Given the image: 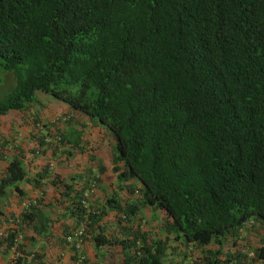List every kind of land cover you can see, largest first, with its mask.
<instances>
[{
	"label": "trees",
	"instance_id": "trees-1",
	"mask_svg": "<svg viewBox=\"0 0 264 264\" xmlns=\"http://www.w3.org/2000/svg\"><path fill=\"white\" fill-rule=\"evenodd\" d=\"M0 68L14 78L0 117L29 115L52 97L115 139L120 182L106 203L118 225L102 222L104 205L94 211L96 253L83 264H244L234 248L249 219L252 263L264 264V0H0ZM31 120L0 127V222L9 196L19 203L27 184L49 176L46 166L32 175L22 142L10 147L25 125H45ZM81 131L63 144L83 150ZM52 184L61 187L55 216L44 202L21 214L17 264L62 260L83 216L84 187L61 176ZM141 207L154 226L136 222ZM16 233L0 237V260Z\"/></svg>",
	"mask_w": 264,
	"mask_h": 264
},
{
	"label": "clouds",
	"instance_id": "clouds-1",
	"mask_svg": "<svg viewBox=\"0 0 264 264\" xmlns=\"http://www.w3.org/2000/svg\"><path fill=\"white\" fill-rule=\"evenodd\" d=\"M60 102H62V101H60ZM63 103L68 106L67 103H65V102H63ZM38 114L40 115V111H38ZM74 114H78V113H72L70 111L69 106H68V112H63L62 114H55L54 116L51 117L49 123L44 121L42 116L40 115L41 118H42L41 123H43L45 125L42 126V124H39L38 127L34 128V124L31 122L33 127L31 128V131H29V132L32 134V136H34L36 138V139H33L32 137L29 136V138H32L30 140L32 142L31 146H28V147L25 146V143L23 142V138L26 139V137H25V133H23V132L19 134L20 135L19 139L16 142H14L13 144H11V146H10L11 148H13V146L17 145L18 141L22 142L24 144V146H25V149H26V151H25L26 158H27L28 155H32L34 157L40 156L42 158V160H43V162L40 164V166L41 167H43V166L47 167V171H48L49 176H47V177H45L43 179L42 187H40V188L36 187L35 189L33 188V191L27 197H23L19 201V203H16L17 202L16 201L17 197H15L14 194L13 195L10 194V195H12V196H9L8 200H10V201L7 200V201L3 202L2 208L4 209L5 214L2 215V216H5V217H3L4 219L1 220L0 226L5 221V222H7V225H6L7 234H8V230L10 228L13 229V230L18 231V233H16V239H15L14 245L12 246L10 251L7 253V256L5 258H3L2 260H0V264H3L4 262L9 261L11 259V253L14 250L18 254V258H17L16 262L14 263V264H17V262L19 260V257H20V253L18 252V248L22 244L25 245L27 243L26 240H25V234L22 231H20L19 228H18L19 227V223H20V219H21V214L24 211H26L27 209H29V208H31L33 206H38L41 202H44L43 206H49V207H50V204H54L55 202H57L58 198L57 199L55 198V200L53 202L49 201V198H48L47 193H46V186L48 184H52V182L54 180H56V178H59V176H61V179L66 181V183L70 182V183H72L73 186L76 185L73 188H82V187H84L83 188V193H82L83 196H82V199H81V205L84 208V211H83V214H82L83 216L79 220H78V218L76 220L73 218L74 224H73L72 228L69 230V232L65 236V239H66V242H67V246H68V250L66 251V253H68V258H70L71 254H73L74 256L77 257V254L73 250V248L71 246V243H69L67 241V236L71 232H73L77 227H79L81 225V223H84V225H85L84 244H83V250H82L83 251V255H84L83 261L85 260L86 256L88 255V252L86 251L87 242L90 240V239H88V227H89V224L91 223V218L90 217L94 213L95 210L97 211L98 209L102 208L103 205H104L105 206V210H106V212H105L106 215H107V213L109 211L115 212V219H114L115 223L114 224H110V222H107V224H106L108 230H112V228L114 229L118 225V220L116 219V214L118 212L110 210V207H108V204L106 203V201L102 202L101 207H99L98 209H96L95 206L93 205V198L96 196L97 192L101 188V187H99V181L101 180V177H100V174H97L95 172L96 171V167L95 166H93L91 168L89 167L87 172L84 169L83 171L80 172V174L78 172H76V175L75 174L69 175V177L67 179H64V177L58 171V162H59V160H61V162H62V160H63L62 154L65 151L66 146H67V143H66V145L63 144V134H65V131L66 130L68 131L70 129L69 126L71 124H73L72 120H73V115ZM21 115H24V114H21ZM78 115L83 117V114H78ZM62 116H69L70 118L66 122H63L62 119H60V120L57 119V118H61ZM84 118H85V116H84ZM96 126L98 128L99 125L97 124ZM98 130L96 131V133H99ZM40 131H41V134H44L43 139L46 141V145L42 149H40V151H39V146H38L39 141L37 139V136H39ZM106 132L110 133L107 129L105 130L104 134ZM100 134H102L101 136H102V139H103V135L104 134L102 132H100ZM57 135L61 136V142L60 143H56L54 141L47 142V138H50L51 140H53ZM35 140H36V142H35ZM82 142L83 141L81 140L80 144ZM114 142H115V139H114ZM114 142H113V144H114ZM100 143H101V141L99 140L98 146L100 145ZM33 149H34V151H36V149H38L37 150V155L32 154L31 150H33ZM111 150H112V148H111ZM73 151L74 152L78 151V148L74 149ZM80 152H82V150H80ZM11 157H12V155L10 153H8V155L5 156V158L6 159L8 158V160H10ZM52 163L54 165H53V167L51 169L50 165ZM6 165H7V162H6V164H4V166L0 165V175L4 174V172H5L4 168H5ZM113 167H112V170L114 172ZM100 168H102V167L100 166ZM34 174H36V172L33 173L32 175H34ZM73 175L76 178V180L71 182V176H73ZM114 175H115V180H113L114 181L113 184H110L108 181H106V184H109V187L108 186H102V187H106V188L108 187L107 188L108 191H107V189L105 190V192L103 191V195L106 194L105 195V200H107V197L112 195L114 191L118 190L119 182H117L118 181L117 174L114 172ZM97 179H99V180H97ZM124 184L125 183H122L121 185L124 186ZM28 186H32V185L27 184L26 190H28ZM54 186H56V185H54ZM112 186H113V188H112ZM125 188L126 187L124 186V189ZM101 189L103 190V188H101ZM108 192H109V194H107ZM127 192L126 193L119 192V194H120V196L122 198L127 199V195H128ZM37 196H39V197H38V202L36 204H31L27 208L23 207L22 204H23L24 201H26V200L28 201V200L34 199ZM53 197H55V196H53ZM59 198H60V196H59ZM14 200H15V203H12V205L10 206V209H7L8 203L9 202L10 203L14 202ZM0 211H1V209H0ZM150 212L152 213V210H150ZM10 213H12V214L10 215ZM13 217L17 218V226L16 227L12 226L11 223H10V220ZM132 224L134 225V221L132 222ZM242 224H243V227L239 228V233H240V235H239V243H237V245L234 248V250L238 249L242 253V255H244L243 256L244 264H249V263L253 264L252 263V258L255 257L256 255H255V252H254L253 245L251 244L249 233L251 232V229H253L252 227L254 225V221H253V219H249V220L243 221ZM19 235H21V238H19ZM0 237H5V236H0ZM244 249H249V250L253 251L254 255H253V257H250V261L248 259L247 254L243 252ZM105 253H106V251H105ZM62 256H63V254H62ZM63 258H64V256H63ZM55 261H57V260H55ZM83 261L78 263L77 262V258L74 259V263H77V264H83ZM108 261L109 260L107 259V262Z\"/></svg>",
	"mask_w": 264,
	"mask_h": 264
},
{
	"label": "rangeland",
	"instance_id": "rangeland-1",
	"mask_svg": "<svg viewBox=\"0 0 264 264\" xmlns=\"http://www.w3.org/2000/svg\"><path fill=\"white\" fill-rule=\"evenodd\" d=\"M14 86V78L10 71L4 70L0 68V98H3L4 95H6L9 90ZM51 103H49V100L47 98H42V101L46 105L45 108H43L40 105H36L38 108L37 110L40 111V115L42 116L43 120L49 123L52 116L55 114H62L63 112H68V107L63 102H60L54 98H50ZM42 105V103H39ZM73 124H71L69 127L70 129L65 131V135L69 136L70 140H76V137L70 136L69 131H72V129L76 131H84V135L80 136V139L83 141V150L82 152L76 151L74 152L71 145L73 141H67V146L65 151L62 154V162L59 160L58 162V171L61 173V175L64 177V179H67L69 175L75 174L78 172L80 174L81 171L84 169L88 170V168L95 166L96 167V173L100 174L101 180L99 181V187L103 188L101 191L105 192V190L108 188L102 187L106 186V181H108L110 184H113L115 180V175L112 170V167L114 166L112 163V154H111V148L113 152L115 153L116 148L114 142L113 136L106 132L107 129L105 126L99 125L97 126L91 125V123L83 117H81L78 114L73 115ZM81 125V126H80ZM99 129V130H98ZM98 130L99 133H96ZM83 131H81L83 133ZM102 132L103 139H102ZM97 134V135H96ZM30 139H24L23 142L25 143V146L28 147V142ZM101 141L100 145L98 146L99 140ZM113 144V145H112ZM24 146V148H25ZM111 147V148H110ZM69 150H72L73 154H69ZM103 164L104 172H102L100 165ZM4 166V165H3ZM74 176V175H73ZM117 182H120L119 179ZM98 187V188H99ZM113 188V186H112ZM108 191V189H107ZM123 193L127 192V189L125 188ZM14 202H9L7 209L12 205ZM139 221L140 225H143V228H150L156 224V219L153 217L150 210L146 207H141L139 211V217L137 218L136 222ZM257 240V238H256ZM255 243L254 238L251 236V243ZM109 260V259H108ZM107 262V261H106ZM57 264H70V259L66 256L62 260H57Z\"/></svg>",
	"mask_w": 264,
	"mask_h": 264
},
{
	"label": "crops",
	"instance_id": "crops-1",
	"mask_svg": "<svg viewBox=\"0 0 264 264\" xmlns=\"http://www.w3.org/2000/svg\"><path fill=\"white\" fill-rule=\"evenodd\" d=\"M50 103H51V101H50ZM40 106H42L43 108L46 107V105H43V104L40 105ZM37 108L38 107L36 105H33L31 107V111L29 112L30 113L29 115L27 114V115H23L22 116L21 114H17V115H13L11 117L10 116H8V117H4V116L0 117V124H1L0 127L4 128L5 126H7L4 129V131H5V130H8L10 127L14 128L16 126V124L19 123V121H24V123H25V120L32 121L31 118L38 114ZM32 127H33L32 125L31 126L25 125L22 130L20 129V131L25 133L26 139H30L29 136L32 137L33 139H36L29 132V131H31ZM35 142H36V140H35ZM31 144H32V142L29 141L28 142V146H31ZM26 160H29L30 162H32V166H33V170H34L32 173L35 172V169H37L38 167H41L40 164L43 162V160H42V158L40 156L34 157L32 155H28ZM4 164H6V163L0 162V165L3 166ZM74 186H76V185H74ZM106 186L109 187V184H106ZM59 188H61V187L54 186L53 184H48L46 186V193H47V196H48L50 202H53L55 200V198L56 199L59 198V196H60L59 195V191H60ZM28 191L32 192L33 191V187L32 186H28ZM107 194H109V192ZM105 195H103V192L100 189L97 192L96 196L93 198V205L95 206L96 209L101 207L102 202L106 201L105 200ZM53 196H55V197H53ZM55 204H56V202L54 204H50V207L49 206H44L43 207L44 208V210H43L44 213L45 214H49V213L53 212V214L55 216V212H56ZM114 219H115V212L109 211L107 213V215H105L103 217L102 222H104L105 224H107V222H110V224H114L115 223ZM86 251L88 252L89 255H94L96 253L95 246L91 242V240H89L87 242ZM63 256L64 257H66V256L68 257V253H63Z\"/></svg>",
	"mask_w": 264,
	"mask_h": 264
},
{
	"label": "built area",
	"instance_id": "built-area-1",
	"mask_svg": "<svg viewBox=\"0 0 264 264\" xmlns=\"http://www.w3.org/2000/svg\"><path fill=\"white\" fill-rule=\"evenodd\" d=\"M69 118H70L69 116H62L61 118H57V119L58 120L62 119L63 122H66L69 120ZM50 141L60 143L61 142V136L57 135L53 140H51L50 138H47V142H50ZM53 165H54L53 163L50 165L51 169H52ZM38 197L39 196H37L34 199L24 201L22 204L23 207L27 208L31 204H36L38 202ZM10 223L12 226L16 227L17 226V218H15V217L11 218ZM6 225H7V222L4 221V223H2V225L0 226V236H6L7 235ZM84 234H85V225H84V223H81V225L79 227H77L73 232H71L67 236V241L69 243H71L73 250L77 254V262L78 263L82 262L84 259V255H83V251H82L83 250V244H84ZM19 238H21V235H19ZM243 252L247 254L248 259L250 261V257H253V255H254L253 251H251L249 249H244ZM17 258H18V254L14 250L11 253V259L7 262H4L3 264H14L16 262ZM249 264H251V263H249Z\"/></svg>",
	"mask_w": 264,
	"mask_h": 264
}]
</instances>
